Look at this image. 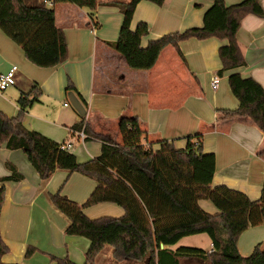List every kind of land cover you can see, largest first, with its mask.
Here are the masks:
<instances>
[{
    "label": "crops",
    "instance_id": "crops-1",
    "mask_svg": "<svg viewBox=\"0 0 264 264\" xmlns=\"http://www.w3.org/2000/svg\"><path fill=\"white\" fill-rule=\"evenodd\" d=\"M99 1L102 3L96 7L93 18L85 8L72 4L54 6L55 23L65 35L68 58L53 68L35 67L22 56L19 46L0 35V73H5L11 65L18 68L15 85L0 92V111L8 117L16 116L17 98L36 84L41 91L39 102L24 113V127L58 144H70L68 151L79 163L90 161L100 155L102 142L86 134L80 140L79 131L73 129L82 117L70 105L64 106L69 104L65 89L70 82L81 99L75 95L76 98L82 105V99L85 103L83 126L91 133L121 144L119 120L135 117L145 131L143 142L154 150L161 141L184 149L187 137L200 134L203 153L213 154L215 159L212 187L226 186L252 201L258 200L264 186V134L248 119L229 120L218 113L238 106L228 85L231 72L218 74L222 68L219 49L227 41L216 37L188 39L178 44V50L168 45L151 69L132 70L107 45L117 40L122 14L117 7L104 4L110 0ZM241 1L224 0V3L230 6ZM259 3L264 11V0ZM211 5V0H165L162 6L141 1L135 8L130 28L134 30L140 22L147 25L148 35L141 40L144 48L163 36L202 27L203 15ZM236 40L245 65L235 72L242 78L253 79L264 90V18L245 17ZM213 75L219 79L216 90L210 87ZM6 163L13 164L23 179L0 182V188L5 189L0 209V238L8 248L1 263L25 262V251L32 246L47 257L35 253L27 264L37 260L40 264H54L50 256L68 257L74 264H84L88 241L64 234L68 221L54 209L48 196L64 194L82 205L95 183L64 171H56L47 182H42L22 151L0 146V178L10 175ZM65 181L70 185L63 189ZM201 201L198 205L203 211L210 215L218 213L210 201ZM83 212L89 219L119 218L124 214L122 208L109 203L85 208ZM262 227L249 228L240 235L237 248L241 256H249L257 244L264 243ZM195 236L182 238L171 249L192 246L183 243L190 244ZM211 249L209 239L207 251ZM180 264L202 263L185 259Z\"/></svg>",
    "mask_w": 264,
    "mask_h": 264
},
{
    "label": "trees",
    "instance_id": "trees-1",
    "mask_svg": "<svg viewBox=\"0 0 264 264\" xmlns=\"http://www.w3.org/2000/svg\"><path fill=\"white\" fill-rule=\"evenodd\" d=\"M141 1L157 6L165 2L110 0L104 3L117 7L122 14L117 40L107 45L125 59L130 69L145 71L154 66L160 52L168 45L178 50V44L188 39L226 40L227 44L219 49L222 68L218 74L231 72L228 85L238 106L233 110H218V113L224 119H248L264 134V90L253 79L242 78L235 72L245 65L236 40L237 32L248 15L264 18L259 0H242L230 6H226L224 0H211V7L203 15L202 27L163 36L144 48L141 40L148 35L147 25L140 22L134 30L130 28L135 8ZM52 3V7H47L42 0H0V30L21 48L28 62L41 69L58 66L68 58L65 35L55 23L54 6L72 4L89 10L93 18L96 7L102 2L52 0ZM65 92L80 98L70 82ZM40 93L36 84L28 93H21L16 100L18 113L14 117L0 111V146L22 151L42 182H47L56 171H64L77 173L95 183L82 205L60 193L48 196L54 209L68 221L64 234L88 241L84 264H95L106 246L111 248L113 264H180L185 259H195L202 264H264L261 243L246 257L241 256L237 248L242 233L264 226V186L255 201L226 186L212 187L215 159L213 154L203 153L200 134L187 137L184 149L161 141L154 150L152 145L143 142L145 131L135 117L119 120L121 144L91 133L83 126L85 118L82 117L81 123L73 129H83L87 136L101 141L102 147L97 158L79 163L72 153L61 149L62 144L24 127V113L39 102ZM81 101L85 105L83 99ZM6 167L10 175L0 178L1 183L23 179L13 164L6 163ZM4 195L5 189L1 187L0 209ZM201 200L210 201L218 213L210 215L203 211L198 205ZM101 203L119 206L124 211L123 216L97 219L85 216V208ZM200 234L210 239L211 252L192 247L171 249L182 238ZM7 252L0 238V259ZM33 253L34 249L28 247L25 259ZM50 260L54 264H74L68 257L50 256Z\"/></svg>",
    "mask_w": 264,
    "mask_h": 264
},
{
    "label": "rangeland",
    "instance_id": "rangeland-1",
    "mask_svg": "<svg viewBox=\"0 0 264 264\" xmlns=\"http://www.w3.org/2000/svg\"><path fill=\"white\" fill-rule=\"evenodd\" d=\"M0 35L1 36H5L2 33L1 30H0ZM22 56H24V55H22ZM67 105H70V104H67ZM67 185L69 186L70 183L68 181H65L63 183V189H65L67 187ZM61 193H63V192L61 191ZM201 202H207V201H201ZM262 228L264 230V227H262ZM200 238H205V239H200ZM82 240H86V239L82 238ZM208 240L209 239H208V236L207 235L200 234V235H196L194 241L191 242L190 244H185V243H183V244L184 245H192L190 247H194V248H198V249H202L204 251H207V242H208ZM86 242H87V240H86ZM262 246L264 247V243H262ZM29 247L34 249V253L29 258H26L25 262H22L20 264H27L26 262L27 261H30L35 256L34 255L35 253L40 254L39 256H42L44 258L47 257V255L44 252H42V251H40V250H38V249H36V248H34L32 246H29ZM82 263H83V260H82ZM32 264H40V262L37 260V261H33ZM95 264H113L112 261H111V248L110 247H108V246L104 247V250L99 255V257H98V259H97V261H96Z\"/></svg>",
    "mask_w": 264,
    "mask_h": 264
},
{
    "label": "built area",
    "instance_id": "built-area-1",
    "mask_svg": "<svg viewBox=\"0 0 264 264\" xmlns=\"http://www.w3.org/2000/svg\"><path fill=\"white\" fill-rule=\"evenodd\" d=\"M42 2L47 6V7H52L53 3L52 0H42ZM18 72V68L15 65H11L9 69L5 73H0V92L5 91L8 87L14 86L15 85V77ZM219 84V79L217 76L213 75L210 79V87L212 90H216L218 88ZM64 106H67L65 104ZM79 135L80 140L85 139V133L83 130L77 132ZM71 145L70 144H62L61 149L68 150L70 149Z\"/></svg>",
    "mask_w": 264,
    "mask_h": 264
},
{
    "label": "water",
    "instance_id": "water-1",
    "mask_svg": "<svg viewBox=\"0 0 264 264\" xmlns=\"http://www.w3.org/2000/svg\"><path fill=\"white\" fill-rule=\"evenodd\" d=\"M68 102L72 109L80 116H85V109L81 102L76 98V96L73 93L68 94Z\"/></svg>",
    "mask_w": 264,
    "mask_h": 264
}]
</instances>
